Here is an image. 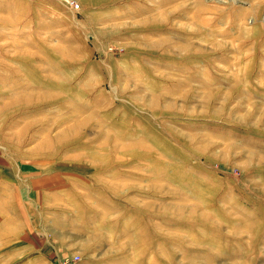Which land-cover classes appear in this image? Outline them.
<instances>
[{
	"label": "rangeland",
	"instance_id": "obj_1",
	"mask_svg": "<svg viewBox=\"0 0 264 264\" xmlns=\"http://www.w3.org/2000/svg\"><path fill=\"white\" fill-rule=\"evenodd\" d=\"M0 264H264V0H0Z\"/></svg>",
	"mask_w": 264,
	"mask_h": 264
}]
</instances>
